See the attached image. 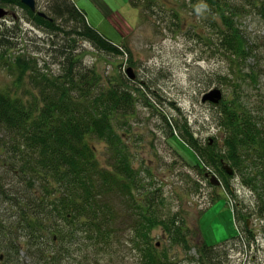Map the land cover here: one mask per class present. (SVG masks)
<instances>
[{"label":"trees","instance_id":"obj_1","mask_svg":"<svg viewBox=\"0 0 264 264\" xmlns=\"http://www.w3.org/2000/svg\"><path fill=\"white\" fill-rule=\"evenodd\" d=\"M200 2L210 21L218 18L221 23L216 27V51L230 63L245 66L247 58L257 53L240 31L238 19L251 10L264 21V1L244 0L241 5L232 0ZM53 3H48L53 14L47 15L48 19L28 12L37 30L54 37L50 51L69 65L64 68L65 80L49 78L36 69L32 80L39 95L30 93L27 100L13 95L8 87H0V161L6 166L1 176L8 178L14 172L18 175L15 183L20 188L5 193L12 209L21 216V220L8 223L9 226L0 221V254L5 261L19 264V250H26L22 247L25 245L40 263L62 264L63 255H68L69 247L77 243L80 248L89 246L91 264H99L123 250L121 233L129 230L127 242L138 254L136 264H181L156 249L151 241L152 232L159 228L172 245L187 250L190 245L186 237L200 236V232L187 227L179 211L172 214L163 207V187L150 174L151 167L134 166L139 151L124 136L125 128L131 127L126 117L133 111L128 83L121 76L118 82L108 78L104 81L95 67L78 70L72 57L75 39L90 42L94 49L114 59L124 55V48L91 28L73 0ZM18 29L17 23L9 27L0 23V63H9L16 74L14 89L20 88L23 78H28L26 73L35 69L34 61L26 55L7 54L9 49L19 52ZM245 75L252 84H257L261 76L253 67ZM231 85L238 87L233 98L217 104L218 124L223 130L218 151L213 139L201 146L186 121L168 117L164 112L159 113L164 123L162 130L165 140L178 142L185 151L194 153L193 170L197 174L206 175L204 172L210 167L226 183L232 175L229 177L223 171L220 161L231 166L233 176L254 198L253 209L249 210L264 221V99L259 101L256 111L248 109L238 95L239 86ZM99 144L105 147L103 164L97 157ZM144 173L148 179L141 177ZM233 213L237 223L244 217ZM13 229L26 232L19 245L10 238ZM243 229L246 235H238V240H253L246 221ZM58 241H63V246L56 249L53 245ZM197 250L200 257L194 260L195 264H217L214 247L201 241ZM119 258L122 260V254Z\"/></svg>","mask_w":264,"mask_h":264},{"label":"rangeland","instance_id":"obj_2","mask_svg":"<svg viewBox=\"0 0 264 264\" xmlns=\"http://www.w3.org/2000/svg\"><path fill=\"white\" fill-rule=\"evenodd\" d=\"M50 1L53 6L55 0H39L37 9L50 16ZM192 1L73 0L75 6L84 12L91 28L114 45L124 48V55L114 59L94 49L90 42L75 39V45L71 41L74 45L72 57L77 62L75 68L87 70L95 67L104 81L108 78L118 82L121 76L128 83L133 111L126 117L131 127L125 128L127 133L124 136L128 138L131 147L136 145L138 148L139 157L134 159V166L136 169L143 164L150 166V174L156 176L163 187V207L172 214L179 211L186 226L200 232V236L190 234L186 237L190 245L187 250L185 247L172 245L163 231L157 228L152 232L151 240L153 245L156 244V249L181 264H195L194 260L200 257L197 245L204 241L206 246L214 247L217 254L214 260L217 264H264V221L253 215V210H249L254 206L251 193L236 175L229 176L230 179L224 183L217 171L208 167L204 174L219 178L221 185L217 187L210 184L205 175L197 174L193 170L194 153L185 151L178 142L165 140L162 130L164 123L159 114L164 112L168 117L186 121L193 138H197L201 146H205L211 138L216 143L215 150L221 149L223 130L217 119L220 109L218 105L208 102L202 104L200 98L206 91L218 87L223 92V99L230 100L235 88H238L231 83L237 84L243 105L257 110L259 101L264 99V21L260 20L256 11L247 7L246 10L250 12H244L239 17V29L256 48L257 54L248 57L245 66L238 67L216 51L219 37V27L218 30L216 27L221 26L218 18L211 22L202 6L203 2ZM232 3L241 5L244 0H232ZM15 14L21 36L16 40L19 52L9 49L7 54L26 55V58L34 61L35 69L29 70L26 73L28 78L24 77L20 88L14 89L16 74L9 63H0V87H8L13 95L27 100L31 94L39 95V88L33 87L32 80L36 69L49 78L64 81V68L69 65L50 51L54 37L37 30L32 25L33 18L25 11L18 9ZM13 19L9 16L7 23H0L9 27L14 24L15 21H11ZM29 19L31 21L28 22ZM128 67H131L135 75L132 80L126 74ZM251 67L261 74L257 84L250 83L245 75ZM29 76L31 82H28ZM243 76L245 79H242ZM120 129L118 128L119 134ZM99 147L97 157L103 164L105 147L102 144ZM0 165L1 176L6 166L1 161ZM141 177L149 178L146 173ZM17 181L16 172L8 178L0 177V221L4 226L17 219L21 220L18 211L13 210L6 200L7 192L20 188L19 183H15ZM246 211L251 214L248 215ZM233 212L242 214L243 219L235 222ZM245 221L253 232V240H238V235H246L243 229ZM17 229H13L9 235L19 245V242L25 240L26 232ZM129 232L123 230L121 233L123 250L110 260H100L99 264H136L138 254L131 250V245L127 242ZM78 238L81 236L78 235ZM51 240L52 237L49 241ZM53 246L59 249L63 246V241H58ZM22 247L26 250H19V264H42L29 247ZM121 254L122 260L119 258ZM63 256L62 264L92 263L87 245L80 248L74 243L69 247V254ZM3 264L18 262L8 260Z\"/></svg>","mask_w":264,"mask_h":264},{"label":"water","instance_id":"obj_3","mask_svg":"<svg viewBox=\"0 0 264 264\" xmlns=\"http://www.w3.org/2000/svg\"><path fill=\"white\" fill-rule=\"evenodd\" d=\"M22 3L28 8V9H31L32 11H35V0H22ZM7 15V12L4 11L1 7H0V18H3L4 16ZM39 17H42V18H47V16L45 15V13L43 12H39L38 14ZM52 21V19L50 20ZM126 74H127V77L128 79H134L135 78V75L133 74V70L131 69V67H128L126 69ZM201 103L202 104H205L206 102L212 104V105H217L219 104L222 100H223V92L220 88L218 87H215V88H212L208 91H206L202 96H201ZM210 143H212V141L209 139ZM221 162V167L223 169V171L228 175V176H231L233 175V170L231 168V166H229L228 164H226L225 162H223L222 160L220 161ZM210 184L214 185V186H220V181L219 179L215 176V175H210V174H206L205 175ZM247 226H248V222H247ZM0 259L2 260V255H0Z\"/></svg>","mask_w":264,"mask_h":264},{"label":"flooded vegetation","instance_id":"obj_4","mask_svg":"<svg viewBox=\"0 0 264 264\" xmlns=\"http://www.w3.org/2000/svg\"><path fill=\"white\" fill-rule=\"evenodd\" d=\"M39 4V0H35V11H32L31 9H28L23 3H22V0H1L0 1V7L1 8H3L5 11H7V15L4 17V18H2V19H0V21H2V22H4V23H7L8 21H6V19L7 18H9V16H11V18H14L13 20H11V21H15L14 23H19L18 21H17V16H16V14H15V10H18V9H20V10H23V11H25L26 12V14L28 15V16H30V18H33L32 16H31V14L28 12L29 10H31V12L33 13V14H35V15H37L38 16V14H39V12H43V13H45L44 11H42V10H38L37 9V5ZM45 15L47 16V14L45 13ZM25 17L27 18V16L25 15ZM28 19V18H27ZM44 19H48V16H47V18H44ZM29 21H31L30 19L28 20V22ZM215 248H218V247H215ZM1 255V254H0ZM0 263H5V259L3 258V256H2V260L0 259Z\"/></svg>","mask_w":264,"mask_h":264},{"label":"crops","instance_id":"obj_5","mask_svg":"<svg viewBox=\"0 0 264 264\" xmlns=\"http://www.w3.org/2000/svg\"><path fill=\"white\" fill-rule=\"evenodd\" d=\"M106 29V28H105ZM107 31H111V30H108V29H106ZM110 33V32H109Z\"/></svg>","mask_w":264,"mask_h":264},{"label":"clouds","instance_id":"obj_6","mask_svg":"<svg viewBox=\"0 0 264 264\" xmlns=\"http://www.w3.org/2000/svg\"><path fill=\"white\" fill-rule=\"evenodd\" d=\"M3 9V8H2ZM4 10V9H3ZM5 11V10H4ZM7 12V11H6Z\"/></svg>","mask_w":264,"mask_h":264}]
</instances>
